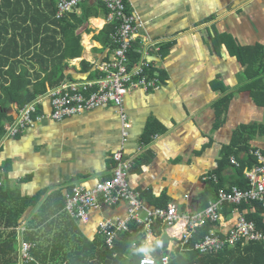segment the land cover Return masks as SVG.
Here are the masks:
<instances>
[{"label":"crops","instance_id":"crops-1","mask_svg":"<svg viewBox=\"0 0 264 264\" xmlns=\"http://www.w3.org/2000/svg\"><path fill=\"white\" fill-rule=\"evenodd\" d=\"M10 1L11 4L5 3V15L0 18V26L7 29L0 40V56H8L5 52L2 54L1 49L10 44L12 35L18 45L14 47L12 43L8 50L10 61L1 67L9 68L12 53L17 48V61L11 64L12 69L16 75L22 73L34 83L54 66L52 59L42 64L37 56L45 57L50 47L40 44L44 32L39 37L34 32L26 37L12 26L17 22L33 28L35 11L45 12L47 7L44 0H21L22 13L13 16L15 0ZM56 2L52 0L51 3L54 9ZM126 5L128 11H136L142 20V33L157 43L158 50L150 48L148 58L160 77L157 89H133L124 100L131 128L122 148L133 159L128 179L130 185L141 192L147 207L174 204L181 213H194L209 204L219 183L224 188L234 184V170L252 165L248 162L250 149H259L264 154V0H126ZM27 6L31 11L25 17ZM73 15L81 16L84 25ZM66 19L77 25V30H84L78 36L74 56L64 59L67 64L63 70L65 78L79 80L99 76L95 65L111 55L109 39L105 32L101 34L106 27V9L100 2L89 0ZM55 28L59 30L57 25ZM56 39L63 45L60 50H52L53 57L65 46L59 34ZM137 45L138 41L135 47ZM238 46H245L251 50L249 54L258 57L255 69L262 70L261 74L251 78L246 75L245 66L236 55ZM83 61L86 64H82ZM45 86V92L52 88L47 82ZM38 95L41 94L35 96ZM20 108L8 104L7 115L15 119ZM37 111L45 117L36 120L17 137L0 138V170L4 171L5 188L9 193L17 191L23 196H33L42 192L40 202L55 203L61 196L65 201L66 191L74 184L90 188L112 177L114 160L111 155L121 145V120L115 107L105 105L55 121L48 117L51 106L45 98L38 104ZM4 123L10 122L5 120ZM149 126L155 132L146 142L144 135ZM256 126L262 127L255 129ZM243 127L245 133L241 138L237 133ZM230 148L235 153H228V161L231 155L237 156L241 166L237 168L229 162L218 174L225 150ZM212 174L217 176L218 184L202 179ZM260 204L264 208V203ZM233 207L224 205L223 219L210 222L209 231L214 230L224 237L236 222ZM38 211V208L28 210L24 221L30 225L29 231L36 232L38 246L46 248L55 243L56 251H65L74 250L78 242L91 247L97 235L103 240L98 232L99 223L123 218L128 213V205L120 202L114 206H100L91 211L86 224L60 209L41 221ZM247 213L261 217L264 223V211L255 205H248ZM38 221L41 224L34 226ZM132 226L136 224L131 223L129 228ZM166 228L160 223L153 226L150 233L142 228V247L149 245L151 250L156 241L167 237L162 256L172 257L176 249L183 251L185 243L173 237L175 229ZM79 235L86 241H79ZM152 240L155 241L150 243ZM195 243L188 249L195 250ZM235 245L226 244L215 252ZM133 247L134 241L130 250ZM48 251L47 264L64 260L62 251L56 254L52 253V248Z\"/></svg>","mask_w":264,"mask_h":264},{"label":"built area","instance_id":"built-area-1","mask_svg":"<svg viewBox=\"0 0 264 264\" xmlns=\"http://www.w3.org/2000/svg\"><path fill=\"white\" fill-rule=\"evenodd\" d=\"M85 1L89 0H57L55 17L61 18L69 12H76ZM96 1L106 9V25L111 27L108 35L111 55L107 60L95 65L100 75L94 80L68 82L51 90L49 92L51 111L48 117L61 121L73 115L112 105L121 120V145L111 155L115 165L110 179L100 181L90 188L76 184L65 193L66 213L71 218L86 224L92 210L100 206H114L125 202L128 205L126 216L102 220L98 226V232L104 237L105 246L112 248L119 232L128 231L131 223L142 226L148 233L157 223L166 226L167 230L174 228L173 237L180 239L184 244L193 237L196 229L206 222L222 220L224 205L231 204L234 206L232 212L234 211L237 217L235 224L224 237L210 230L195 243L194 249L200 253H212L222 249L226 244L264 241V232L257 229L255 223L246 217L245 211L239 209L243 203H264V154L259 149L248 152L254 158V162L251 166L242 168L246 188L235 185L229 188L218 187L209 204L194 213H181L174 204L165 207H147L141 199V192L130 185L128 176L133 159L128 157L122 148L131 128L124 110V100L133 89L140 88L146 91L159 87V74L150 73L155 69L148 58L150 48L158 50V47L156 42L153 43L142 33V20L136 11L127 10L126 0ZM136 41H138L137 47H135ZM131 51L138 54L134 62L129 57ZM37 110L38 106L34 104L21 108L14 121L5 125L2 139L13 138L32 126L36 120L44 118L45 115L38 113ZM229 162L237 168L241 166L234 155L229 157ZM202 179L218 184V178L214 174L208 177L204 175ZM23 230L19 227L18 234ZM35 246L34 242L19 238L18 251L24 260H33L30 251ZM147 247L149 248V245ZM168 261V255L157 260L148 251L144 253L139 264H167Z\"/></svg>","mask_w":264,"mask_h":264},{"label":"trees","instance_id":"trees-1","mask_svg":"<svg viewBox=\"0 0 264 264\" xmlns=\"http://www.w3.org/2000/svg\"><path fill=\"white\" fill-rule=\"evenodd\" d=\"M2 4L0 5V18L2 15H5V7L6 2L11 4L10 0H1ZM26 1V0H24ZM40 2V0H38ZM21 0H15L14 6L12 9L13 16L20 15L22 13V9L20 6ZM52 0H44V4L47 7V11L45 12H37L36 15H33V28H30L29 25L21 26L18 25L17 22L13 24L14 30L18 29V33L20 35H25L29 37L31 32H34L37 37L44 32V36L41 38L40 44L43 47H50L45 51L46 56L37 55L40 58L42 64L44 62L51 60L54 63V66L50 71L45 75L44 78L38 80L34 83H31L28 78L24 76V74L20 73L16 75L11 64H14L16 59V54L18 53V49L15 48V52L12 53L13 60L9 64V68L7 70L2 69L5 64L10 61V53L9 49L11 48L12 43H14V47H17L18 43L15 39V35H12V39L10 40V44L4 45L2 47L3 52L7 53L8 56L2 57L0 56V138L3 137L4 132V121L8 120L10 123L14 121V118L10 115H7L6 108L8 104H13L15 107H22L25 103L33 100L36 94H43L46 91L45 83L47 82L50 87L58 85L64 78L65 75L63 70L67 64L64 62V59L67 57H73L72 54L75 51V44L78 48V36L84 30V28H80L69 20L66 19V15L61 18L55 19L56 8L51 6ZM16 4V5H15ZM27 4V3H26ZM28 11H31L30 7H26L24 10L23 16H28ZM71 14V13H69ZM86 16V14H85ZM83 17L85 20L86 17ZM80 17V18H78ZM73 18L76 21H81V16L73 15ZM26 19L24 18V22ZM84 22V21H83ZM82 22V25L84 23ZM48 23V24H47ZM44 24V25H43ZM55 25L59 27V30H56ZM81 25V24H80ZM42 28V29H41ZM111 27L106 25L101 34L106 33L107 37ZM4 33H7V29L4 28L3 25L0 26V40L3 38ZM60 35L64 40V48L58 54L57 57H53L52 50L53 49H61V45H63L59 40L57 41L56 35ZM37 42V41H36ZM34 42V43H36ZM30 47V44H28ZM251 50H247L245 46H238L236 48V55L239 61L245 66L246 75L251 77H256L257 75L262 73V70L255 69L257 56H253L249 54ZM78 53V51H77ZM260 55V54H259ZM67 56V57H66ZM129 57L132 62L136 61L138 58V54L134 51L129 53ZM252 59V60H251ZM249 60V62H248ZM82 64H86L85 61ZM151 74L159 72L157 70H151ZM38 78V76L36 77ZM10 80V81H9ZM10 82V84H5V82ZM262 126H256L255 129ZM28 128V127H27ZM26 128V129H27ZM25 129V130H26ZM238 136L241 138L244 136L245 127L238 130ZM155 132V129L152 127H148L147 131L144 135V140L148 142L150 140L151 135ZM23 133V132H22ZM21 133V134H22ZM20 135V134H19ZM17 135V136H19ZM15 136V137H17ZM14 138V137H13ZM238 141V140H237ZM237 141L235 142L237 144ZM234 146V143H233ZM245 147V146H244ZM223 163L219 166L217 172L221 174L222 170L226 168V164H229L228 161V153L234 152L232 149L225 150ZM246 152L248 150H245ZM238 152V151H237ZM250 156V155H248ZM237 157V156H236ZM248 160L249 164L254 162V158L251 156ZM115 165V162H114ZM1 167V165H0ZM114 168V167H113ZM242 169L234 170V184L240 188H246V182L242 177ZM113 171V170H112ZM4 171L0 170V264H47L46 259L49 256V249L52 248L53 254L59 253L62 251L63 259L62 261H53L50 264H139L140 259L143 257L144 253L138 252L137 250L142 247V239L143 235L142 226H132L128 231L119 232L118 237L114 241V245L112 248L105 246L104 241L101 240L100 235H97L95 238V242L90 247L85 244H78L74 247V250H60L56 251L55 243H52L53 246H48L46 248L38 246V239L36 238V232L29 231L30 225H28L25 221V214L28 210L33 208H38L39 211L37 213V217H41V221H44L50 213H55L58 209L61 210L62 213L66 214L65 210V202L62 196L55 201V203H45L40 202L41 193L39 192L33 196H23L20 192L14 191L9 193L5 188L4 182ZM104 181V180H103ZM220 182V180H219ZM76 185V184H74ZM72 185L71 188L74 186ZM221 183L217 185V187H221ZM70 188V189H71ZM68 189L67 191H69ZM217 189V188H216ZM66 191V192H67ZM261 202H253V206L260 211H264L263 206L260 204ZM243 203L239 206L240 210L245 211L248 205ZM55 206L53 209L52 207ZM246 217L252 220L257 229L264 232V223L262 222L261 217L256 215L251 216L250 213L245 214ZM41 223H35L34 226H37ZM21 227L24 230L20 231L18 234V228ZM210 227H212L210 222H206L201 228H197L195 231V235L193 234V238L185 243L184 250L176 249L175 253L172 257H169V261L167 264H264V241H248L243 246L241 244H237L234 247L226 248L220 252L215 253H207L201 254L193 249H188L193 246L197 240L203 238ZM27 230L29 232H27ZM134 231V233H133ZM27 232V233H26ZM136 233V234H135ZM25 234V238L23 235ZM135 237V240H134ZM19 238L24 239L29 242H34L35 247L31 249L30 253L34 257L33 260L27 261L22 258L18 251ZM167 237L161 240L159 246L156 244L150 250L152 256L155 259H160L163 255V251L167 246ZM79 241H86L81 235L78 237ZM134 241V247L130 250L129 246L131 242ZM103 245V246H102ZM58 248V247H57ZM169 256V255H168ZM54 257V256H53ZM41 262H40V261ZM40 262V263H39ZM56 262V263H54Z\"/></svg>","mask_w":264,"mask_h":264},{"label":"bare ground","instance_id":"bare-ground-1","mask_svg":"<svg viewBox=\"0 0 264 264\" xmlns=\"http://www.w3.org/2000/svg\"><path fill=\"white\" fill-rule=\"evenodd\" d=\"M104 6V5H103ZM105 8V7H104ZM69 13H74V12H69ZM69 13H67V14H69ZM97 22V24H99L100 25V21L99 20H97L96 21ZM87 44V43H86ZM111 50V45H110V49H109V51ZM96 77H92V78H86V79H79V80H74V79H66V80H62L58 85H56V86H54V87H52V88H50L47 92H45V93H43V94H41V95H38V96H35V98L33 99V100H31L30 102H27V103H25L21 108H23L24 106H28V105H31V104H34V105H37L38 106V104L43 100V99H45V98H47V99H49V103L51 104V97H50V95H49V92L51 91V90H53V89H55V88H57V87H59L60 85H62V84H64V83H68V82H72V83H74V82H78V81H83V80H94ZM20 108V109H21ZM19 109V110H20ZM176 228H178V226L176 227ZM35 260V259H34Z\"/></svg>","mask_w":264,"mask_h":264},{"label":"clouds","instance_id":"clouds-1","mask_svg":"<svg viewBox=\"0 0 264 264\" xmlns=\"http://www.w3.org/2000/svg\"><path fill=\"white\" fill-rule=\"evenodd\" d=\"M218 188V187H217ZM161 241H156V245L159 246ZM150 249L148 247H140L137 251L141 253H147Z\"/></svg>","mask_w":264,"mask_h":264},{"label":"rangeland","instance_id":"rangeland-1","mask_svg":"<svg viewBox=\"0 0 264 264\" xmlns=\"http://www.w3.org/2000/svg\"><path fill=\"white\" fill-rule=\"evenodd\" d=\"M28 58H30V57H28ZM66 79H69V78H65L64 80H66ZM74 80H78V79H74ZM250 150H254V149H250ZM250 150H249V151H250ZM48 222H50V221H48ZM48 222H47V223H48ZM103 240H104V237H103ZM33 259H34V257H33Z\"/></svg>","mask_w":264,"mask_h":264}]
</instances>
